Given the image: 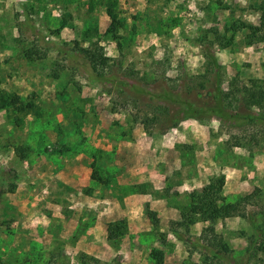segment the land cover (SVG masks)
Masks as SVG:
<instances>
[{
	"label": "rangeland",
	"instance_id": "1",
	"mask_svg": "<svg viewBox=\"0 0 264 264\" xmlns=\"http://www.w3.org/2000/svg\"><path fill=\"white\" fill-rule=\"evenodd\" d=\"M80 50L106 58L104 83ZM204 52L233 116L169 128L175 100L213 106ZM5 97L32 107L0 110V264H154L152 249L162 264H225L172 229L264 264L241 215L264 211V121L238 116H264V0H0ZM219 177L217 206L238 211L207 219L191 195Z\"/></svg>",
	"mask_w": 264,
	"mask_h": 264
},
{
	"label": "trees",
	"instance_id": "2",
	"mask_svg": "<svg viewBox=\"0 0 264 264\" xmlns=\"http://www.w3.org/2000/svg\"><path fill=\"white\" fill-rule=\"evenodd\" d=\"M111 19L110 26L108 31L111 33H115L117 26L115 25L116 19L111 14L109 15ZM59 54H63L64 52L61 49L57 50ZM82 54V58L85 59L89 65L90 71L93 75H95L98 81H102L104 83L105 78L99 76L97 74V69L99 66L105 67V60L106 58L102 57L97 58L95 55H92L90 52L86 50H80ZM204 57L209 59V63L212 65L213 71L216 72L217 77V85L215 93L213 95L214 103L212 107L208 108H196L194 107L189 101L185 99H177L175 100V111L170 116L171 125L169 128L176 127L177 124L183 120L187 119H194L198 120L201 118H208V117H215L218 120H223L225 117L232 118L233 115L229 114L228 107L229 103L226 102L228 98H230L227 93L223 94L219 89L220 83V72L218 70V64L214 57L206 52H204ZM94 79H96L94 77ZM108 81V80H107ZM222 97V98H220ZM174 99V98H172ZM222 99V100H221ZM171 100V99H170ZM172 104L175 103L174 100H171ZM15 106L19 111H26L31 109L32 105L28 103L19 102L18 97H5L0 98V110L5 109L10 106ZM231 105V104H230ZM239 118L246 120L247 122H254V121H264V116L262 115H252V114H241L238 115ZM93 179V178H92ZM224 185L223 177L216 178L213 181H210L204 188L202 195H191V198L196 200L199 204L204 205L206 210L204 213L207 216V219H214L219 216L230 217L232 214H235L238 211L237 206L233 205H226V206H217V202L222 200L221 191ZM242 217L247 219L250 227L252 228V235L249 237V246L247 247V252L255 247L256 242L264 237V211L260 212L261 221L258 222L257 219L253 215L249 214H241ZM147 216L150 218L153 224H156V214L152 211L147 212ZM125 230V222L120 221L116 223H109L107 225V238L108 240L117 239L118 237L122 236ZM172 235L180 241H185L191 244L192 247L198 248L201 253L210 261L216 260V262L223 261L225 264H238L236 262H232L229 259H226L219 250H216L212 244V241L205 239L202 242L196 241L191 242L188 238H184L182 234L176 230H171ZM150 258L154 261V264H162L163 262V253L159 250L152 249L150 252Z\"/></svg>",
	"mask_w": 264,
	"mask_h": 264
}]
</instances>
